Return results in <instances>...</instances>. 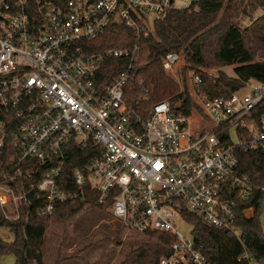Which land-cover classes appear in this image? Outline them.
<instances>
[{
  "label": "built area",
  "instance_id": "obj_1",
  "mask_svg": "<svg viewBox=\"0 0 264 264\" xmlns=\"http://www.w3.org/2000/svg\"><path fill=\"white\" fill-rule=\"evenodd\" d=\"M196 1L0 0V210L5 219L19 222L22 211L44 214L57 202L83 200L82 190L59 185L75 144L100 147L84 167L72 170L78 187L90 182L96 203L108 206L126 230L174 236L170 255L157 264H211L194 248L191 233L179 232L180 221L190 225L183 211L238 238L237 211L251 222L260 208L264 220V186L254 192L234 154L236 147L264 154V107L258 113L264 81L253 79L250 92L239 89L228 96L209 97L194 89L197 108L189 115L172 114L163 100L145 118L124 99L127 70L108 83L94 81L105 57L127 58L130 68L153 21ZM113 24L129 29L132 44L88 52L89 40ZM181 58L166 52L160 58L164 71L174 73ZM189 78L193 85L202 81L193 70ZM230 126L235 141L231 130L225 132ZM251 197L249 205L238 203ZM241 258L260 264L248 253Z\"/></svg>",
  "mask_w": 264,
  "mask_h": 264
},
{
  "label": "trees",
  "instance_id": "obj_2",
  "mask_svg": "<svg viewBox=\"0 0 264 264\" xmlns=\"http://www.w3.org/2000/svg\"><path fill=\"white\" fill-rule=\"evenodd\" d=\"M248 7L251 11L264 8V0H197L189 8L171 11L163 19L153 21L152 31L141 38L130 68L127 58L105 57L95 72L94 81L102 85L127 70L124 99L127 106L143 118L148 116L154 104L163 100L169 101L174 115H189L192 109L197 108L185 81L180 85L164 71L160 58L168 51L183 55V77L188 69H194L201 75V83L194 84V89L201 95L228 96L243 88L251 79L264 81V13L242 28L241 17L251 16L252 13ZM132 40L126 26L113 24L89 40L87 51L128 47ZM229 65L234 66L233 75L221 69ZM198 67L216 69V72L211 75ZM258 106L259 113L264 107V100ZM99 152L100 147L94 145L83 148L72 144L61 170L60 188L73 192L82 190L83 200L78 197L57 202L50 212L44 214H37L31 209L22 211L19 222L5 219L0 210V228H6L13 234L10 241L0 236V258L12 253L14 264H45L42 248L48 221L54 219L61 222L64 238H67L66 233L79 214L102 207L96 203L98 193L92 189L90 182L80 188L72 177L75 167H84ZM234 154L238 171L246 174L254 192H259L264 186V154L241 147H236ZM252 199L239 200L238 203L249 205ZM182 216L192 226L190 233L194 248L211 264H247L246 259L241 258L244 253L264 264L260 208L251 222L237 211L233 228L239 238L231 230L208 225L197 214L183 211ZM141 234L146 239L127 252L119 264H157L161 257L170 255V243L174 241L172 234L159 230H145Z\"/></svg>",
  "mask_w": 264,
  "mask_h": 264
},
{
  "label": "rangeland",
  "instance_id": "obj_3",
  "mask_svg": "<svg viewBox=\"0 0 264 264\" xmlns=\"http://www.w3.org/2000/svg\"><path fill=\"white\" fill-rule=\"evenodd\" d=\"M248 10L251 11V7H248ZM251 12V16L243 15L241 17L240 26L242 28L264 13V8H256ZM181 57L174 73L166 74L180 85L184 80L187 90L192 96L194 85L189 78V71L195 72V70L188 69L183 77L181 72L185 62L182 54ZM233 67V65H229L223 66L221 69L228 75H233ZM198 69L211 75L216 72V69L212 68L198 67ZM253 82L251 79L240 89V92H250ZM193 113L197 115L196 112ZM196 121L197 118L194 117L191 120V125H194ZM229 130L232 131L231 138L235 141L237 139L233 133L235 126H230L225 132ZM249 218L247 217V219ZM260 219L264 230V220L262 217ZM178 229L182 235L190 236V225L185 222L180 221ZM63 231L61 222L54 219L48 221L45 243L42 248L45 264H119L127 252L146 239L141 232L126 230L118 221L114 220L108 206L95 207L79 214L68 229L67 238H64ZM0 236L8 241L13 238L12 232L6 228H0ZM14 260V255L7 253L0 258V264H14Z\"/></svg>",
  "mask_w": 264,
  "mask_h": 264
}]
</instances>
